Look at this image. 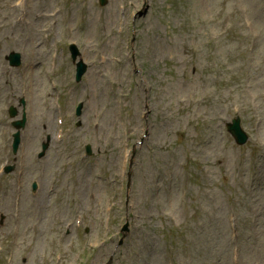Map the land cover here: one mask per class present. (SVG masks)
<instances>
[{"label": "rangeland", "instance_id": "1", "mask_svg": "<svg viewBox=\"0 0 264 264\" xmlns=\"http://www.w3.org/2000/svg\"><path fill=\"white\" fill-rule=\"evenodd\" d=\"M13 1L0 0V166L7 107L27 122L0 174V264H264V0Z\"/></svg>", "mask_w": 264, "mask_h": 264}, {"label": "water", "instance_id": "2", "mask_svg": "<svg viewBox=\"0 0 264 264\" xmlns=\"http://www.w3.org/2000/svg\"><path fill=\"white\" fill-rule=\"evenodd\" d=\"M71 50H72V57L74 59L77 54V50L74 46H71ZM84 70H85V66L81 62H79L77 64V75H76L77 80L80 78ZM79 110H80V105L77 108V114H79L80 112ZM22 124L23 121L18 126H22ZM228 129L235 136V138H237L238 141L240 142L245 141L246 137L244 133L240 130L238 119L233 120V123L228 125Z\"/></svg>", "mask_w": 264, "mask_h": 264}]
</instances>
